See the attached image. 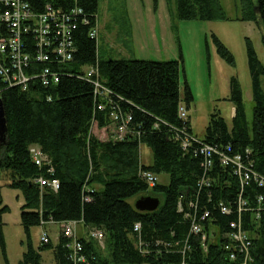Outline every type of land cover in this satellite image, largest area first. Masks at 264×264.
Here are the masks:
<instances>
[{"label":"trees","instance_id":"trees-1","mask_svg":"<svg viewBox=\"0 0 264 264\" xmlns=\"http://www.w3.org/2000/svg\"><path fill=\"white\" fill-rule=\"evenodd\" d=\"M28 1L35 10H41L45 3L63 10L77 5L88 23H77L72 31L76 47L72 60L61 65L49 62L52 69L60 73L56 85L32 84L21 89L8 87L0 79V98L7 126L6 137L0 142V174L6 177L8 187L21 192L24 200L20 224L28 245L22 264H42L40 251L45 249L52 251L54 264H72L65 244L67 240L61 235L56 244L49 241L40 242L36 248L31 245L30 229L41 225V220L81 221L102 230V249L96 240L79 236L90 264H179L186 238L191 245L186 253L187 264H240L243 259L246 264H264V184L259 186L250 179L242 190L247 209L241 212L240 218L250 238L247 257L239 253L232 260L223 247L225 239L221 235L230 231L229 223L237 221L238 214L234 205L232 213L222 214L218 202L234 201L240 192L239 181L229 167L215 159L207 172L212 178L211 185L201 189L200 204L210 211L208 220L203 223L209 235L206 251L198 235H189L190 222L177 212L178 196L196 189L203 174L204 159L194 154L192 148L183 150L176 138L182 136L183 127L193 133L188 116L183 120L177 112L179 103L184 101L187 110L193 101L186 81L183 91L179 89L178 60L100 59L97 40L88 34L97 17L99 0ZM238 3L244 11L241 19L260 25L264 46V0H238ZM175 10L177 17L185 20L226 18L220 0H175ZM211 36L220 58L233 64L229 49L215 34ZM246 51L253 100L250 126L242 91L232 78L231 126L220 115L211 114L201 139L219 147L230 146L229 154L240 153L264 178V91L260 80L264 76V64L249 40ZM94 64L98 66L102 83L110 90L112 104L99 99L94 94L93 83L80 75L84 67ZM100 101L104 103L103 110L98 109ZM113 105L130 113L131 132L116 140L112 131L108 138L100 140L92 134L91 128L94 124L98 128H115L109 116ZM30 145H38L47 156L43 166L34 164ZM140 145L147 146L151 152L148 164L139 162ZM139 167L157 175L166 174L168 182L148 186L138 176ZM48 168L53 172L48 173ZM40 175L56 178L59 188L53 191L39 186L36 179ZM141 195L158 197L159 207L153 211L137 210L128 199ZM260 196L262 199L258 200ZM7 209L0 193L3 253L2 214ZM256 211L260 212L258 217ZM136 222L141 224L139 235L133 231ZM138 237L141 248L137 246Z\"/></svg>","mask_w":264,"mask_h":264},{"label":"rangeland","instance_id":"rangeland-1","mask_svg":"<svg viewBox=\"0 0 264 264\" xmlns=\"http://www.w3.org/2000/svg\"><path fill=\"white\" fill-rule=\"evenodd\" d=\"M225 19H180L176 15L175 0H99L97 23V54L100 59L132 58L143 60H178L180 63L179 89L184 81L191 89L193 101L187 108L192 132L202 137L211 114L232 124L234 103L230 100V81L236 79L242 91L246 120L250 126L253 100L251 75L247 60L246 43L250 41L258 59L264 64V46L261 29L255 21L242 20L244 11L238 0H220ZM215 34L233 55L234 63H227L217 54L212 40ZM89 67H84V72ZM264 91V76L260 77ZM184 103V101H183ZM185 104V103H184ZM113 128H91L100 140L108 138ZM139 162H151V152L145 145L138 149ZM158 183L166 184V174L157 175ZM6 177L0 174V193L7 210L2 214V235L5 251L0 244V264H22L27 251V238L20 224V208L24 203L18 189L7 186ZM139 197V196H138ZM128 200L132 203L138 198ZM79 236L87 230L83 222L75 224ZM46 230L52 244L58 242L60 224L48 222L30 229L31 245L40 244L42 231ZM104 237V235H103ZM96 240V239H94ZM104 248V239L96 240ZM42 264H54L50 249L40 251Z\"/></svg>","mask_w":264,"mask_h":264},{"label":"built area","instance_id":"built-area-1","mask_svg":"<svg viewBox=\"0 0 264 264\" xmlns=\"http://www.w3.org/2000/svg\"><path fill=\"white\" fill-rule=\"evenodd\" d=\"M82 9L75 5L70 9L55 8L49 3H45L41 10H35L28 0H0V79L8 86H18L27 89L32 84H40L43 87L56 85L59 81V71L52 69L49 62L61 65L69 62L76 51L72 40V31L77 23L87 24L88 20L81 16ZM89 36L97 40L99 27L97 17L93 26L90 27ZM38 64V65H37ZM39 64H42L39 66ZM83 79L93 83L94 94L101 100L112 104L110 90L102 83L97 64L91 65L83 74ZM49 99V97H48ZM98 109H104V103H98ZM178 116L185 120L187 110L183 103L178 105ZM114 127V139L121 140L125 134L130 133L129 123L131 115L122 112L115 105L111 106L109 113ZM181 135L176 138L180 140L183 150L192 148L194 154H200L203 159V174L197 181L196 189L190 194L181 193L177 198V212L190 222V234L198 235L203 251L207 249L208 232L203 229V223L208 220L210 211L200 204L199 198L201 189L211 185V176L207 173L211 170L216 159L222 166L229 167L231 172L239 181L240 192L234 201L218 202L219 211L222 214L232 213L233 205L238 214L237 221L229 223L230 231L222 234L225 239L224 249L228 252L229 258L236 259V254L244 253L247 257L250 238L242 228L241 212L246 210V201L242 198L243 188L253 179L259 186L264 184L261 177L246 158L240 153L229 154L230 146L219 147L203 141L193 133H188L183 127ZM194 144H197L193 147ZM248 152V150H246ZM29 153L34 164L41 167L47 162V156L38 145H30ZM48 173L53 169L48 168ZM138 176L143 179L148 186H154L158 182L157 174L150 170L139 167ZM39 186H47L56 191L59 188V181L56 178L39 176L36 179ZM209 196V194L207 195ZM261 196L258 200H261ZM260 210V208H258ZM264 214V208H262ZM258 217L260 212H255ZM52 222V221H49ZM46 223L41 220V225ZM60 235L65 238L68 248V257L72 264H90L84 253L83 242L75 234L74 226L77 221H61ZM141 224L134 223L133 231L140 234ZM213 231H210L212 234ZM211 236V235H210ZM96 240L103 239V232L98 228H89L86 236ZM49 235L43 229L40 242H49ZM137 238V246L141 248L142 242ZM178 242V241H177ZM159 243V242H158ZM191 250V245L186 241L184 251H181V261L186 263V253ZM177 252H179L176 249ZM145 252V251H143ZM244 257V258H246ZM240 264H246L243 259Z\"/></svg>","mask_w":264,"mask_h":264},{"label":"water","instance_id":"water-1","mask_svg":"<svg viewBox=\"0 0 264 264\" xmlns=\"http://www.w3.org/2000/svg\"><path fill=\"white\" fill-rule=\"evenodd\" d=\"M7 134L6 119L3 103L0 98V142H3ZM160 205V199L152 195H141L134 201V207L139 211H153Z\"/></svg>","mask_w":264,"mask_h":264},{"label":"crops","instance_id":"crops-1","mask_svg":"<svg viewBox=\"0 0 264 264\" xmlns=\"http://www.w3.org/2000/svg\"><path fill=\"white\" fill-rule=\"evenodd\" d=\"M97 17H98V16H97ZM98 26H99V25H98ZM98 36H99V35H98ZM191 130H192V129H191ZM79 222H80V221H79ZM77 223H78V222H77ZM77 223H76V224H77ZM89 228H93V227H88V226H87V230H86L83 234H80L79 236H86V234H87ZM74 230H76V227H75V226H74Z\"/></svg>","mask_w":264,"mask_h":264}]
</instances>
